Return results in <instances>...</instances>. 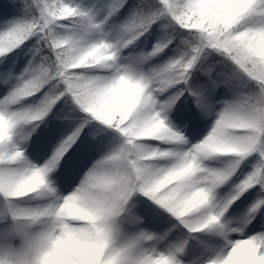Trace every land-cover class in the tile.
<instances>
[{
	"label": "snow or ice",
	"instance_id": "obj_1",
	"mask_svg": "<svg viewBox=\"0 0 264 264\" xmlns=\"http://www.w3.org/2000/svg\"><path fill=\"white\" fill-rule=\"evenodd\" d=\"M44 218L31 264H264V0L0 3V264Z\"/></svg>",
	"mask_w": 264,
	"mask_h": 264
},
{
	"label": "clouds",
	"instance_id": "obj_2",
	"mask_svg": "<svg viewBox=\"0 0 264 264\" xmlns=\"http://www.w3.org/2000/svg\"><path fill=\"white\" fill-rule=\"evenodd\" d=\"M24 224L31 225L26 229L28 235L21 234L19 238H17L13 243L21 252V260L20 264H31V255L29 254V247L34 243L35 237L37 233L46 231L51 227V221L47 218L39 221L38 225H34L33 222L28 220L21 221ZM231 227V225H229Z\"/></svg>",
	"mask_w": 264,
	"mask_h": 264
},
{
	"label": "rangeland",
	"instance_id": "obj_3",
	"mask_svg": "<svg viewBox=\"0 0 264 264\" xmlns=\"http://www.w3.org/2000/svg\"><path fill=\"white\" fill-rule=\"evenodd\" d=\"M211 123H212V118H208V120H207V126L204 128V131L205 132L208 130V126H210ZM45 135L40 134L41 138H43Z\"/></svg>",
	"mask_w": 264,
	"mask_h": 264
},
{
	"label": "trees",
	"instance_id": "obj_4",
	"mask_svg": "<svg viewBox=\"0 0 264 264\" xmlns=\"http://www.w3.org/2000/svg\"><path fill=\"white\" fill-rule=\"evenodd\" d=\"M5 2V0H0V3H4Z\"/></svg>",
	"mask_w": 264,
	"mask_h": 264
}]
</instances>
